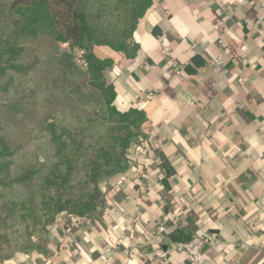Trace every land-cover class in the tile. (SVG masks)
Instances as JSON below:
<instances>
[{
    "label": "crops",
    "instance_id": "1",
    "mask_svg": "<svg viewBox=\"0 0 264 264\" xmlns=\"http://www.w3.org/2000/svg\"><path fill=\"white\" fill-rule=\"evenodd\" d=\"M263 6L154 0L134 57L95 49L113 62L117 108L146 114L144 137L128 152L130 168L103 184L102 212L54 242L61 251L6 264H191L168 238L180 224L206 241L204 264H264V22L254 26ZM162 155L176 168L169 190ZM161 226L168 232L157 234Z\"/></svg>",
    "mask_w": 264,
    "mask_h": 264
},
{
    "label": "trees",
    "instance_id": "2",
    "mask_svg": "<svg viewBox=\"0 0 264 264\" xmlns=\"http://www.w3.org/2000/svg\"><path fill=\"white\" fill-rule=\"evenodd\" d=\"M153 1L0 0V96L11 95L15 77L36 78V97L48 93L40 109L0 103L7 121L0 124V264L18 253L61 251L54 242L63 241L65 228L102 212L103 184L130 168L128 152L144 137L146 114L117 108L106 77L113 62L95 49L134 57L135 30ZM61 43L82 51L84 66L61 52ZM9 118L17 125L29 120L46 135L51 154L42 159L32 141H13L10 130L21 128ZM161 163L169 190L176 168L165 155ZM195 236L181 224L168 232L181 246Z\"/></svg>",
    "mask_w": 264,
    "mask_h": 264
},
{
    "label": "rangeland",
    "instance_id": "3",
    "mask_svg": "<svg viewBox=\"0 0 264 264\" xmlns=\"http://www.w3.org/2000/svg\"><path fill=\"white\" fill-rule=\"evenodd\" d=\"M103 1L104 3H109V2H112L113 0H103ZM59 49L61 52L71 51L74 56V61L79 66H82L79 63L80 50L78 48L72 49L69 44L61 43L59 44ZM13 83L16 85V88L14 87L10 96H3V95L0 96V103L2 104L4 103L7 106L14 101H17V102L21 101V105L29 110L33 109L34 106H38L37 108L40 109L41 107L45 105L44 99H45V96L48 95V93L46 94L45 92H40V94H37L38 95L37 97L33 94V89H35V87L38 84V80L36 78L34 77L16 78L15 77ZM5 111H6L5 113H7V109ZM3 115L4 113L0 116L1 125L7 123L6 119L3 118ZM11 119L12 118H9V123H11L15 127L21 128V132H18L15 130L12 131V129L10 130L13 141H16L17 143L19 141H22L23 139L32 141V145L38 147V149L40 150L39 157H41L42 159L44 158L46 159L47 155L51 154V147L48 143V139L46 135L43 133L34 132L32 123L29 122V120L23 121L22 124L17 125L16 121H13ZM65 120L66 122H70L69 116H67ZM11 235H13L12 232H11ZM12 247H13V244H12Z\"/></svg>",
    "mask_w": 264,
    "mask_h": 264
},
{
    "label": "built area",
    "instance_id": "4",
    "mask_svg": "<svg viewBox=\"0 0 264 264\" xmlns=\"http://www.w3.org/2000/svg\"><path fill=\"white\" fill-rule=\"evenodd\" d=\"M238 2L241 5H245L248 2V0H238ZM262 11L264 12V6L262 7ZM246 22H248V21H246ZM263 22H264L263 15L262 14L258 15L256 20L254 21V26L260 27L263 25ZM219 26L223 27L224 23L223 22L219 23ZM162 52L164 55H169L170 50H169V48H164L162 50ZM79 58H80L79 63L82 66H84L85 63L83 61V52L82 51H80V53H79ZM214 64L217 67H222L223 61H222V59L217 58L214 60ZM248 64H249V60L244 59L242 61L243 66H246ZM239 82H243V79L242 78L239 79ZM84 221L85 220H77V221L70 223V225L67 226L64 230V238L65 239L70 238L75 233V231L83 225ZM165 232H166L165 227L161 226L157 229V234H159V235L164 234ZM205 247H206V241L202 237H199V236L193 237L191 241L183 244V246H182V248L186 254L187 260L191 264H204L205 259H204L203 253H204ZM156 256L159 259H163L164 253L162 251L158 250V251H156Z\"/></svg>",
    "mask_w": 264,
    "mask_h": 264
}]
</instances>
